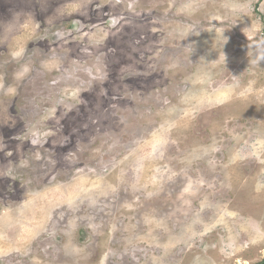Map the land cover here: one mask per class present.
Instances as JSON below:
<instances>
[{
  "label": "rangeland",
  "instance_id": "1",
  "mask_svg": "<svg viewBox=\"0 0 264 264\" xmlns=\"http://www.w3.org/2000/svg\"><path fill=\"white\" fill-rule=\"evenodd\" d=\"M259 38L264 0H0V264L260 262Z\"/></svg>",
  "mask_w": 264,
  "mask_h": 264
},
{
  "label": "clouds",
  "instance_id": "2",
  "mask_svg": "<svg viewBox=\"0 0 264 264\" xmlns=\"http://www.w3.org/2000/svg\"><path fill=\"white\" fill-rule=\"evenodd\" d=\"M10 23V27H11V22ZM260 47H264V38H259L257 43L253 44V56L252 59L256 61V63L258 65H261L262 62H264V56H260L259 58H257V52L256 49L260 48Z\"/></svg>",
  "mask_w": 264,
  "mask_h": 264
},
{
  "label": "trees",
  "instance_id": "3",
  "mask_svg": "<svg viewBox=\"0 0 264 264\" xmlns=\"http://www.w3.org/2000/svg\"><path fill=\"white\" fill-rule=\"evenodd\" d=\"M256 264H264V258L260 262H258Z\"/></svg>",
  "mask_w": 264,
  "mask_h": 264
},
{
  "label": "flooded vegetation",
  "instance_id": "4",
  "mask_svg": "<svg viewBox=\"0 0 264 264\" xmlns=\"http://www.w3.org/2000/svg\"><path fill=\"white\" fill-rule=\"evenodd\" d=\"M34 224V223H33Z\"/></svg>",
  "mask_w": 264,
  "mask_h": 264
}]
</instances>
